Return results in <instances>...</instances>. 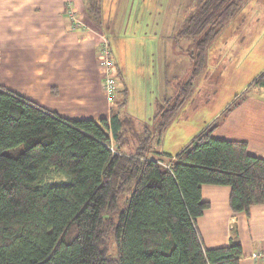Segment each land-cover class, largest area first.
Listing matches in <instances>:
<instances>
[{
	"label": "trees",
	"instance_id": "obj_1",
	"mask_svg": "<svg viewBox=\"0 0 264 264\" xmlns=\"http://www.w3.org/2000/svg\"><path fill=\"white\" fill-rule=\"evenodd\" d=\"M84 1L100 28L101 0ZM248 2L199 0L180 32L195 43L190 78L151 126L137 129L124 102L106 118H64L0 85V264L240 263L236 230L229 245L205 248L197 221L210 204L202 189L230 187L233 213L250 216L264 205V159L244 141L214 138L218 123L175 155L152 144L158 138L160 147L207 68L209 48ZM253 88L264 89V71L223 114ZM51 172L66 180L48 183Z\"/></svg>",
	"mask_w": 264,
	"mask_h": 264
},
{
	"label": "rangeland",
	"instance_id": "obj_2",
	"mask_svg": "<svg viewBox=\"0 0 264 264\" xmlns=\"http://www.w3.org/2000/svg\"><path fill=\"white\" fill-rule=\"evenodd\" d=\"M198 4L199 0H101L100 28L106 32L115 83L109 114L124 102L122 114L135 120L140 129L151 126L160 107L175 98L178 84L190 78L195 52L194 40L180 32ZM263 70L264 0H249L209 48L207 68L196 80L191 98L162 136L160 147L156 138L153 148L177 154L204 126L222 122L228 104ZM102 75L104 83V68ZM258 91L251 89L249 96ZM22 150L6 153L16 156ZM65 180L51 172L47 182Z\"/></svg>",
	"mask_w": 264,
	"mask_h": 264
},
{
	"label": "crops",
	"instance_id": "obj_3",
	"mask_svg": "<svg viewBox=\"0 0 264 264\" xmlns=\"http://www.w3.org/2000/svg\"><path fill=\"white\" fill-rule=\"evenodd\" d=\"M71 1L80 26L68 16V0H0V85L64 118H106L110 101L99 57L106 32L89 20L84 0ZM258 90L218 123L213 137L244 141L250 155L264 159V89ZM230 195L228 186H203L210 204L197 221L203 244L227 246L236 230L243 249L239 264H264L251 258L264 252V205L252 207L250 216L234 214Z\"/></svg>",
	"mask_w": 264,
	"mask_h": 264
},
{
	"label": "built area",
	"instance_id": "obj_4",
	"mask_svg": "<svg viewBox=\"0 0 264 264\" xmlns=\"http://www.w3.org/2000/svg\"><path fill=\"white\" fill-rule=\"evenodd\" d=\"M68 16L75 22L77 23V26L81 25V22L79 21L77 17V12L74 8V4L71 0H68ZM99 57L100 61L102 64V68L106 70V77H105V82H104V90L105 94L107 95L109 101H112L111 99L113 98V93L115 91V83L111 77V68H112V61L110 59V51L108 47V43L106 39H102V43L99 48ZM252 258L257 261H264V255L260 254H253ZM262 258V259H261Z\"/></svg>",
	"mask_w": 264,
	"mask_h": 264
}]
</instances>
